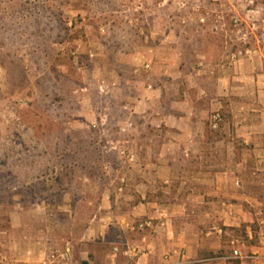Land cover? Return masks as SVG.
<instances>
[{
    "label": "crops",
    "instance_id": "0c3cea01",
    "mask_svg": "<svg viewBox=\"0 0 264 264\" xmlns=\"http://www.w3.org/2000/svg\"><path fill=\"white\" fill-rule=\"evenodd\" d=\"M161 1L144 9L152 22L129 44L132 87L122 108L133 129L124 139L128 155L118 154L128 166L106 171L115 178L97 193L64 196L63 233L54 213L45 223L30 218L56 207L51 195L26 204L19 192L4 202L0 264H41L64 251L70 264H251L231 258L230 240H246L251 252L264 224V54L210 55L201 46L192 54L189 33L231 31L217 22L225 12H205L200 0L195 7L173 0L177 9ZM206 16L216 22L203 24ZM215 113L222 117L216 129ZM73 208L96 211L78 220Z\"/></svg>",
    "mask_w": 264,
    "mask_h": 264
},
{
    "label": "rangeland",
    "instance_id": "374dc122",
    "mask_svg": "<svg viewBox=\"0 0 264 264\" xmlns=\"http://www.w3.org/2000/svg\"><path fill=\"white\" fill-rule=\"evenodd\" d=\"M188 1L194 7L201 1L205 12L224 11L217 22L231 28L202 37L189 33L194 45L189 52L201 46L210 55H241L248 48L264 54V0ZM161 2L0 0V206L12 204L19 192L30 199L26 204L51 195L56 207L40 209L37 216L32 212L30 218L54 213L63 233L69 213L62 207L64 196H78L80 189L97 193L115 178L103 175L106 171L128 166L118 154L128 155L124 139L133 129L122 108L132 87L129 44L139 40L134 31L146 19L152 22L144 9L159 8ZM178 6L169 0L164 8ZM234 6L235 17L229 13ZM206 17L203 24L216 22ZM210 41L218 46H209ZM18 184L25 187L17 191ZM69 210L78 220L96 211Z\"/></svg>",
    "mask_w": 264,
    "mask_h": 264
},
{
    "label": "built area",
    "instance_id": "2783aa9c",
    "mask_svg": "<svg viewBox=\"0 0 264 264\" xmlns=\"http://www.w3.org/2000/svg\"><path fill=\"white\" fill-rule=\"evenodd\" d=\"M222 117L219 113H215L212 117L213 128H218ZM231 258L251 264H264V224L257 230V244L253 247V251L244 252L246 248V240L240 237H233L230 240ZM70 251L51 252L48 254L41 264H70ZM12 264V263H8Z\"/></svg>",
    "mask_w": 264,
    "mask_h": 264
}]
</instances>
